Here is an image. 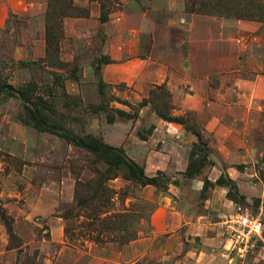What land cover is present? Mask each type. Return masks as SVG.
Here are the masks:
<instances>
[{
	"label": "rangeland",
	"instance_id": "1",
	"mask_svg": "<svg viewBox=\"0 0 264 264\" xmlns=\"http://www.w3.org/2000/svg\"><path fill=\"white\" fill-rule=\"evenodd\" d=\"M101 1L109 16L105 23L100 20ZM188 4L189 0H74L73 5L88 11L89 16L60 18L58 25L53 23L49 55L48 6H29L23 14L11 13L0 25V84L8 83L17 91L30 88L34 96L48 102L49 113L59 124L122 148L141 139L140 135L149 139L154 133L153 121L161 118L154 105L148 104L137 120L117 116L110 124L108 116L116 115L112 109L140 110L138 105L150 100L152 91L161 93L156 87L165 84L174 108L168 112L186 116L188 125L203 136L207 146L198 155L208 154L226 178L245 173L239 179L240 187L233 179L239 190H233L236 208L248 209L264 221V124L250 126L247 136L254 138L257 151L246 164L234 163L238 172L229 174V165L211 148L214 138L203 132L199 114L180 113L183 109L177 105L183 97L176 102L167 85L179 83L185 94L209 96L211 88L226 84L247 93L246 108H255L254 104L263 107L264 21L190 13ZM107 58L111 62L96 72L97 65ZM101 80L108 86L102 88ZM260 101L262 104H257ZM26 120L24 104L2 93L0 264L184 263L180 251L167 257L158 252L149 258H131L122 251L134 241L121 243L152 232L151 216L160 206L153 188L122 176L110 180L107 186L112 192L106 195L107 208H102L109 212L101 214L110 219L92 222L88 219L92 207L85 208L80 201L91 196L87 186L98 179L95 171H104L106 166L96 163L94 155ZM170 133L180 136L173 127ZM152 142L156 147L162 145L157 136ZM232 160L239 163L238 155L233 154ZM162 173L159 178L164 183L166 178L171 180ZM92 223L95 226H89ZM114 226L117 229L103 232L102 227ZM225 260L229 264H264V240L254 243L244 259L235 257L230 262L226 256Z\"/></svg>",
	"mask_w": 264,
	"mask_h": 264
},
{
	"label": "crops",
	"instance_id": "2",
	"mask_svg": "<svg viewBox=\"0 0 264 264\" xmlns=\"http://www.w3.org/2000/svg\"><path fill=\"white\" fill-rule=\"evenodd\" d=\"M35 5L47 8L48 0H0V25L9 14H23L29 6ZM167 85L176 102L183 97L182 104L177 105L183 109L180 113L195 111L199 114L203 132L212 134L214 141L211 148L229 165L226 169L229 174H232L231 171L238 172L234 163L246 164V159L257 151L254 138L247 134L250 126L257 128L264 124V106L259 108L254 104L255 108H246L247 93L229 89L226 84L211 88L209 96L200 92L185 94L179 83ZM193 98H196L195 101H192ZM259 103L262 104L261 101ZM153 122L155 129L149 139L130 142L124 149L133 161L145 166L147 176L154 177L159 171L165 172L171 178L169 193L164 194L153 186H147L153 188L154 196L160 200V206L151 216L152 232L123 247V253L131 258H149L158 252L167 257L180 251L184 255L183 264H229L222 253L227 240L223 222L237 210L235 203L227 198L226 187L220 186L210 189L206 200L200 199L205 178L216 182L223 174L222 170L214 163L210 171L204 170L194 179L184 178L193 144L197 143L196 137L185 134L180 126L162 119ZM172 127L177 133L180 131L179 137L175 138L170 133ZM155 136L160 137V147L152 142ZM233 154L238 155L239 163L232 160ZM213 159L217 162L215 154ZM244 174L234 173L233 179L239 184Z\"/></svg>",
	"mask_w": 264,
	"mask_h": 264
},
{
	"label": "trees",
	"instance_id": "3",
	"mask_svg": "<svg viewBox=\"0 0 264 264\" xmlns=\"http://www.w3.org/2000/svg\"><path fill=\"white\" fill-rule=\"evenodd\" d=\"M74 0H48V11L46 13L47 17V53H51V36L55 30L54 25L59 24L60 18L67 17H88L89 12L86 10H81L73 5ZM102 2V14L100 20L102 22H107L109 20L108 14L105 13L106 8L105 3ZM188 9L190 13H197L203 15H214L219 17H234L239 20H249V21H264V1L261 0H189ZM81 12V13H79ZM96 67V72L101 71L102 64H109L111 62L110 58L104 59ZM24 66H30V62H21ZM66 63H58V66H64ZM100 86L105 88L108 86L103 80L100 81ZM158 90H162L161 93L156 91L151 92V99H145L138 105V109H133V112H129L123 109H112L116 115H109L107 120L110 124H114L117 116L123 120H137L140 116L141 109L152 104L155 107V112L159 118L163 121L181 125L185 128V131L192 133L198 138V142L193 144L192 151L190 154V161L186 172L184 173V178L194 179L200 176L204 172V168L214 165L208 159V154L200 157L199 152L205 150L204 147L207 145L203 142V136L200 132L188 125V120L184 115H173L169 110L174 109L169 103L168 99H171L172 94L167 90V86L162 84L156 87ZM167 90L166 92H163ZM5 94L9 98H14L21 101L24 104L25 116L27 118L26 123L33 125L37 129L56 134L64 138L69 144L83 149L86 152L94 155L96 157L95 162L101 163L106 166V170L100 171L96 170L95 173L98 174V179L87 186L86 192H90L86 200H81L82 205L86 208H91L92 214L88 216V219L93 221H103L105 223L110 217H103L101 214H107L109 211L103 212V209L107 208V193L112 192L107 186L110 180L116 179L119 176L130 180L132 182L140 183L142 186H153L158 190L162 191L164 194L169 193L170 179H165L166 184L159 178L162 172H159L157 176L149 177L146 174L145 166L140 165L128 157L126 151L122 147H115L105 142L101 137L95 136L93 134L82 135L75 133L73 130L66 128L65 124L61 125L57 120L52 117L49 112L52 110L48 102L43 98L36 97L33 95L30 88L24 90H16L13 86L8 85V83L0 84V95ZM119 102V101H118ZM160 102V103H159ZM163 103V104H162ZM170 104V105H169ZM154 128V127H153ZM155 129V128H154ZM152 133V132H151ZM140 138L146 141L148 138L140 135ZM176 184H179L176 182ZM220 186L226 187L228 190L227 198L238 204L237 199L234 196L233 190L238 193V184L235 180L226 178L222 174L216 182L210 181L208 178L204 180V186L201 191L200 199L206 200L208 198V192L210 189ZM242 200H246L245 196L240 197ZM101 208V210H100ZM8 219V218H7ZM101 225V224H100ZM89 226H95L94 223ZM102 226V225H101ZM103 232H110L114 227H102ZM138 236L135 235L134 239H129L121 244L125 245L131 241L137 240Z\"/></svg>",
	"mask_w": 264,
	"mask_h": 264
},
{
	"label": "built area",
	"instance_id": "4",
	"mask_svg": "<svg viewBox=\"0 0 264 264\" xmlns=\"http://www.w3.org/2000/svg\"><path fill=\"white\" fill-rule=\"evenodd\" d=\"M226 235L225 255L233 262L244 259L258 240H264V221L248 209L237 207L234 214L223 222Z\"/></svg>",
	"mask_w": 264,
	"mask_h": 264
}]
</instances>
